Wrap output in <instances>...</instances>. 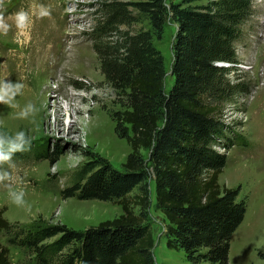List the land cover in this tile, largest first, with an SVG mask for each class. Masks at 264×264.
Here are the masks:
<instances>
[{"label": "trees", "instance_id": "trees-1", "mask_svg": "<svg viewBox=\"0 0 264 264\" xmlns=\"http://www.w3.org/2000/svg\"><path fill=\"white\" fill-rule=\"evenodd\" d=\"M197 1L172 2L169 9L166 0L99 1L88 34L122 106L109 111L115 132L132 151L119 169L85 150L86 160L61 194L111 201L123 213L75 229L42 219L11 222L1 208L0 264H17L8 245L24 250L26 264H155L149 178L165 217L167 247L183 250L191 263H229L231 239L245 219L247 202L238 199V188L220 185L227 154L215 144L222 139L229 148L240 141L225 134L223 111L233 94L248 92L229 74L240 62L241 24L253 14L254 0ZM169 13L178 31L171 67L175 80L166 93L165 57L154 37L162 36ZM141 16L150 28L133 27ZM38 154L58 160L63 151L44 148ZM135 188L138 193L129 196Z\"/></svg>", "mask_w": 264, "mask_h": 264}, {"label": "rangeland", "instance_id": "rangeland-1", "mask_svg": "<svg viewBox=\"0 0 264 264\" xmlns=\"http://www.w3.org/2000/svg\"><path fill=\"white\" fill-rule=\"evenodd\" d=\"M99 1L3 0L0 4V15L12 20L8 22L7 35L0 34V81L20 80L24 89L15 102L21 107L32 102L40 109L33 123L32 119H17L18 109L0 104V127L9 132L24 130L32 138L30 151L17 153L11 170L17 177V186L24 188L30 207L12 204L6 188L0 184V209H6L4 216L11 222L30 224L42 219L85 229L123 213L122 206L111 201L64 199L61 194L71 182L72 173L86 160V151L100 154L119 169L132 151L127 140L115 132L116 123L109 111L122 106L116 102V92L101 72L100 60L88 34ZM178 1L166 0L168 9L172 2ZM34 2L47 7L51 2V16L40 18L35 33L29 28L31 36L26 39L21 36V29L11 23L12 17L21 9L28 10ZM150 26L144 17L133 25L134 28ZM241 26L244 36L237 44L240 62L229 78L245 83L248 92L233 94L225 101L223 111L225 134L240 141L232 142L227 148L228 143L223 146L219 139L215 145L227 154V163L219 175L220 185L238 188V199L247 202L245 219L231 239L228 264H264V0H254V12ZM177 31L178 24L169 13L162 36L154 37L155 45L165 57L166 93L175 80L171 67ZM57 147L63 151L58 160L40 158L38 151ZM142 152L148 157L147 150ZM149 182V222L154 236L155 264H212L191 263L183 250L167 247L165 217L156 207L155 182L150 178ZM138 191L135 188L129 196ZM6 238L1 236V241L8 245ZM8 247L14 263L26 264L24 250Z\"/></svg>", "mask_w": 264, "mask_h": 264}, {"label": "clouds", "instance_id": "clouds-1", "mask_svg": "<svg viewBox=\"0 0 264 264\" xmlns=\"http://www.w3.org/2000/svg\"><path fill=\"white\" fill-rule=\"evenodd\" d=\"M3 0H0V4ZM32 15H38L43 18L50 15V9L38 3L29 5L28 10L21 9L14 14L12 19L17 29H25L31 24ZM10 25L3 15H0V34L7 35ZM24 84L20 80H2L0 81V104L7 105L11 109H18L16 118L20 120L32 119L35 122V117L40 109L35 103L28 102L22 107L16 103V98L22 95ZM32 138L28 132L18 130L9 132L0 127V184L4 185L7 190V196L11 203L18 207H30L25 199L26 192L23 187H18L16 184L17 177L13 176L12 169L15 167L13 158L17 153L30 151ZM7 166V167H5Z\"/></svg>", "mask_w": 264, "mask_h": 264}, {"label": "bare ground", "instance_id": "bare-ground-1", "mask_svg": "<svg viewBox=\"0 0 264 264\" xmlns=\"http://www.w3.org/2000/svg\"><path fill=\"white\" fill-rule=\"evenodd\" d=\"M50 1V0H49ZM50 7H51V2L48 4V8L50 9ZM53 7V6H52ZM49 16H51V15H49ZM40 18L41 17H39L38 15H32V17H31V24L27 27V28H25V29H22L21 30V36H23L24 38H28L29 36H31L30 35V32H29V28H31V33H35V31H36V29L38 28V26H39V20H40ZM7 22H10V21H12V20H10L9 21V19H7L6 20ZM42 22V24H43V21H41ZM44 22H45V20H44ZM11 23H14V21L13 22H11ZM42 31V30H41ZM23 44V43H22ZM23 47V46H22ZM34 53V52H33ZM32 53V54H33ZM38 55H40V54H38ZM33 57H34V55H33ZM38 58V57H37ZM31 60V59H30ZM37 62V61H36ZM57 103V102H56ZM62 107H60V109H61ZM66 111V113H69V111L68 110H65ZM61 126V125H60Z\"/></svg>", "mask_w": 264, "mask_h": 264}, {"label": "water", "instance_id": "water-1", "mask_svg": "<svg viewBox=\"0 0 264 264\" xmlns=\"http://www.w3.org/2000/svg\"><path fill=\"white\" fill-rule=\"evenodd\" d=\"M171 74L173 75V70L171 69Z\"/></svg>", "mask_w": 264, "mask_h": 264}]
</instances>
